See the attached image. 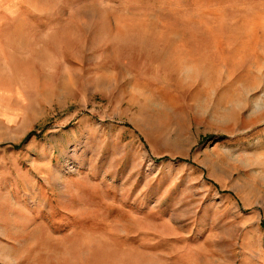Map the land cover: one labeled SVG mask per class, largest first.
I'll list each match as a JSON object with an SVG mask.
<instances>
[{
  "label": "rangeland",
  "instance_id": "374dc122",
  "mask_svg": "<svg viewBox=\"0 0 264 264\" xmlns=\"http://www.w3.org/2000/svg\"><path fill=\"white\" fill-rule=\"evenodd\" d=\"M0 264H264V0H0Z\"/></svg>",
  "mask_w": 264,
  "mask_h": 264
},
{
  "label": "bare ground",
  "instance_id": "6f19581e",
  "mask_svg": "<svg viewBox=\"0 0 264 264\" xmlns=\"http://www.w3.org/2000/svg\"><path fill=\"white\" fill-rule=\"evenodd\" d=\"M199 63H200V62H199ZM200 64H201V63H200ZM200 64H199V65H200ZM205 72H206V71H205Z\"/></svg>",
  "mask_w": 264,
  "mask_h": 264
}]
</instances>
